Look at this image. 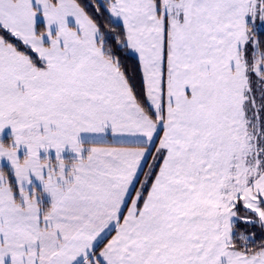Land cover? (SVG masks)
<instances>
[{"label":"snow or ice","instance_id":"snow-or-ice-1","mask_svg":"<svg viewBox=\"0 0 264 264\" xmlns=\"http://www.w3.org/2000/svg\"><path fill=\"white\" fill-rule=\"evenodd\" d=\"M0 264H264V0H0Z\"/></svg>","mask_w":264,"mask_h":264}]
</instances>
